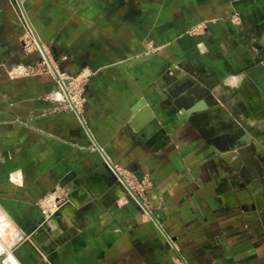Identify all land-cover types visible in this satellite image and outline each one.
<instances>
[{
	"label": "crops",
	"instance_id": "crops-1",
	"mask_svg": "<svg viewBox=\"0 0 264 264\" xmlns=\"http://www.w3.org/2000/svg\"><path fill=\"white\" fill-rule=\"evenodd\" d=\"M21 1L63 72L95 73L81 118L56 109L54 76L22 46L17 0H0V242L9 249L0 261L264 264V148L236 143L240 124H220L246 115L264 133V103L245 99L251 117L237 83L226 114L170 93L190 69L240 68L246 50L234 39L264 28V0ZM234 8L241 34L226 19ZM205 19L216 21L208 36L187 33ZM256 38L263 46L264 31ZM148 40L162 47L142 56ZM242 72L252 96L261 92V74L256 82ZM142 99L149 108L134 114ZM112 165L143 176L137 191L149 211L126 196ZM55 189L68 199L43 225L38 201Z\"/></svg>",
	"mask_w": 264,
	"mask_h": 264
},
{
	"label": "rangeland",
	"instance_id": "rangeland-1",
	"mask_svg": "<svg viewBox=\"0 0 264 264\" xmlns=\"http://www.w3.org/2000/svg\"><path fill=\"white\" fill-rule=\"evenodd\" d=\"M226 19L233 26H236L235 28H237L239 30V34L243 33L242 31L244 30V28H242V27L245 26V23L243 20L242 12H240L239 10L234 8V10L226 17ZM25 21H27V19ZM215 22H216L215 20H209V19L197 21V22L193 23L188 28L187 33L190 34L191 36H196L198 38L203 39L204 36H208L211 33V26L210 25L215 23ZM26 25H27V27H26V30L24 31L23 36H22V41H23L24 35L27 34V32H28L29 25H28V23ZM261 27L262 26H257V27L251 26L248 29L246 28V31H244L245 35L235 37L234 40L236 42V45L240 44V45L244 46V48L246 50V52L243 53L244 55L241 56V54H240V56L242 57L240 68H230L227 70V73L224 75H221L219 70L212 69V67L201 66L195 70L190 69V70H188V73L186 75H184L183 79L176 82V84H174L172 86V88L170 89L171 95L172 96H183L182 100H184V99L187 100L188 99L187 96H197L198 98H205L206 100L205 101L203 100L202 103H206V101H207V103H213L216 105L219 104V108L222 111H224L226 114L225 110L229 109V107L231 108L229 98H230V95L233 94V89H234V91H236L235 86L237 83V86L240 88V91H242L244 93V91L246 90L245 91L246 96L244 95L245 96L244 102L246 99V100L251 101L250 105H255L258 101H262L264 103V95H262L264 93V69H262V68H264V45L261 46L262 43L260 44L256 38L257 35H261L262 32L264 31V28L263 27L261 28ZM237 35H238V33H237ZM161 47H162V44H157L153 40H148L145 43L144 51L140 55H142V56L155 55L160 51ZM49 58H50V56H49ZM50 59L52 61V58H50ZM52 63L54 66L53 73L50 71V69L47 68L46 64L43 62V59L39 60L36 64L37 71H43V69L46 68V69H44V71L52 74L56 80V87L52 91L53 93L51 92L50 94H48V96H55L53 98L58 103V105L55 107L56 109L62 110V111L73 112L79 118H81L83 110L81 113L77 114L75 111L69 109L70 107H68V109H66L67 108L66 102L58 99L59 97H57V96L60 95V94H58V91L60 89L57 86L58 74L63 73V76H67L70 78V80H72L73 83L69 85V90H68V93H70L71 95H73L75 92H77L79 90V88L82 89V93H83L82 96L84 98V102H83V109H84V106H85V103L87 100V97H86L87 84H88L91 76L95 73V71L90 70V69H81L78 73L72 74L70 72H68V73L63 72L56 65V63L54 61H52ZM57 70H58V72H57ZM262 70H263V72H262ZM241 71H245L252 80H254L256 78L255 74L257 72L261 74V75L259 74L261 76V82L257 84L259 89H261V92L259 90H256L259 92H256V95L252 96V93H254L253 89L255 90V88L252 89L250 86L245 85V84H247L246 74L244 72L241 73ZM254 71L256 72L255 74H253ZM168 72L170 73V71H168ZM240 73H241V75H240ZM238 76H239V79H238ZM257 80L258 79L256 78V82H257ZM258 93L262 96L258 95ZM179 100H181V99L179 98L178 101ZM181 103H185L187 106L189 105L188 100L185 102H181ZM242 103L243 102L241 100L239 102V105L242 106ZM244 104H246L244 109L246 110L247 114H249L251 117L255 116V117L259 118V116L252 115L250 113V110H248V106H249L248 103L245 102ZM234 108L238 109L237 107H234ZM232 116H233V118L228 117V116H226V117L223 116L220 124H222V125H227V124L238 125V124H240L239 128L237 129L238 134L236 133V136H235L236 143H237V141H239V142L243 141L244 143H248L249 141L255 140L256 143L260 142L264 148V133L262 132L260 134L258 132V130L255 131L254 124L249 119V117L246 115L245 116L242 115L243 117L240 116V118H238L237 116H234V115H232ZM231 140H233V139H231ZM259 155L261 157H263L264 153L260 152ZM111 167H112V170L114 171V174L117 177L118 182H119L120 180H119L117 173L115 171L116 167H113V165ZM132 177L134 179H136L133 174H132ZM120 183H121L122 187L127 190L126 185L122 181H120ZM138 187H137V189H138ZM50 195H52L51 197H53V198H51V200H48L46 202L45 201L46 198L49 197ZM55 195H57V198ZM53 199L54 200L58 199L59 203H62V202L66 203L68 196L66 195L65 191L55 189L54 191L47 193L45 196H43L42 198L39 199L38 206H39V209H40V211L44 217V220L42 222L43 225H45L46 222L54 214H56L60 210V208H59L50 217H49V215L47 216V214H45V212L43 211L44 206H46L47 204L49 205L53 201ZM60 207H62V206H60ZM0 252H2L4 254H7L9 252L8 247L5 244H3V241L0 242ZM0 255H2V254H0ZM7 258L13 259L11 255L7 256ZM14 262H16V261L13 259V264H14Z\"/></svg>",
	"mask_w": 264,
	"mask_h": 264
},
{
	"label": "built area",
	"instance_id": "built-area-1",
	"mask_svg": "<svg viewBox=\"0 0 264 264\" xmlns=\"http://www.w3.org/2000/svg\"><path fill=\"white\" fill-rule=\"evenodd\" d=\"M28 25H29V23H28ZM22 46L25 49V51H27V52H30V53L31 52H37L39 54V56L41 57V59H43V62L46 64L47 68L50 69V71L53 73L54 66H52L48 60H46L47 58H45V56L43 54V52H44L43 48L41 47L40 43L37 41L30 25L28 27L27 34L24 35V38L22 41ZM44 69H46V68H44ZM57 72H58V70H57ZM72 83L73 82H72V80H70L69 77L63 76V73H59L58 79H57V86L60 89L58 91V94H60V95L57 97H59L58 99L66 102V107H67V108L65 107L66 109H68V107H70L69 109H71V110L75 111L77 114H79L83 110V102H84V98L82 96L83 93H82L81 88H79V90L77 92H75L73 95L68 93L69 85ZM115 171L117 173L119 180L122 181L124 184L126 183L127 191L130 193L135 192L138 195V191L136 189L143 182L139 183L132 176H128V175L123 174L122 172L117 170V168L115 169ZM51 196L52 195L47 197L45 201L47 202L48 200H51V198H53ZM55 196L57 198V195H55ZM64 204H65L64 202L59 203L58 199H56V200L53 199V201L49 205L47 204L46 206H44L43 211L45 212V214H47V216L49 215V217H50L53 213H55L60 208V206H62Z\"/></svg>",
	"mask_w": 264,
	"mask_h": 264
},
{
	"label": "water",
	"instance_id": "water-1",
	"mask_svg": "<svg viewBox=\"0 0 264 264\" xmlns=\"http://www.w3.org/2000/svg\"><path fill=\"white\" fill-rule=\"evenodd\" d=\"M17 2H18V4H19V6H20V9H21L22 14H23L24 17L26 18V14H25V12H24V8H23V5H22V1H21V0H17ZM27 22L29 23V25H30V27H31V29H32V31H33V33H34L36 39L38 40V42L40 43L41 47L43 48V51H44V53H45V57H46L47 60L50 62V64L53 66V63H52L51 59L49 58V56H48L46 50L44 49V47H43V45H42V43H41V41H40V39H39V37H38V35H37L35 29L33 28V26L30 24V22H29L28 20H27ZM144 105H147V107L149 108L148 104H146V100H145V99H142L140 102H138V103L135 105V107L133 108L132 112H133L134 114H137L139 108H141V107L144 106ZM145 109H146V108H145ZM107 159H109V158L107 157ZM108 161L112 164V162H111L110 160H108ZM135 177H136V179H137V181H138L139 183H142V180H143V176H142V175L135 174ZM119 184H121L120 181H119ZM122 184H123V183H122ZM125 185H126V183H125ZM125 190H126V189H125ZM126 192H127V193H126V196H127L130 200H132V201H134V202H136V203L141 204L146 210H148L146 204L141 200V198H140L135 192H134V193H130V192H128L127 190H126ZM148 211H149V210H148ZM59 213H60V212H57L56 214H59ZM0 264H6V263H5L4 260L2 259V260L0 261Z\"/></svg>",
	"mask_w": 264,
	"mask_h": 264
},
{
	"label": "bare ground",
	"instance_id": "bare-ground-1",
	"mask_svg": "<svg viewBox=\"0 0 264 264\" xmlns=\"http://www.w3.org/2000/svg\"><path fill=\"white\" fill-rule=\"evenodd\" d=\"M38 41V40H37ZM44 56H45V53L43 52ZM46 58V57H45ZM47 60V59H46ZM63 206V205H62ZM61 208V207H60ZM5 259V258H4Z\"/></svg>",
	"mask_w": 264,
	"mask_h": 264
}]
</instances>
